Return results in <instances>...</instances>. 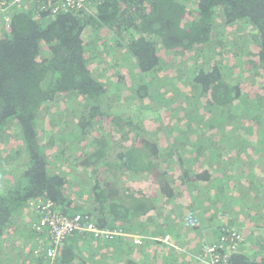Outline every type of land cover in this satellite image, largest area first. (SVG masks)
<instances>
[{
  "label": "trees",
  "instance_id": "obj_1",
  "mask_svg": "<svg viewBox=\"0 0 264 264\" xmlns=\"http://www.w3.org/2000/svg\"><path fill=\"white\" fill-rule=\"evenodd\" d=\"M46 8L25 0L0 32V264H49V239L33 229L37 199L126 234L111 243L76 234L53 264L91 258L93 243L119 245L121 264H195L187 254L207 247L224 264H264V154L244 155L249 143L239 135L264 141V0ZM123 100L163 109L174 124L149 132L111 111ZM129 182L131 191L117 194ZM176 225L191 234L181 237ZM194 232L210 242L198 246Z\"/></svg>",
  "mask_w": 264,
  "mask_h": 264
},
{
  "label": "built area",
  "instance_id": "obj_2",
  "mask_svg": "<svg viewBox=\"0 0 264 264\" xmlns=\"http://www.w3.org/2000/svg\"><path fill=\"white\" fill-rule=\"evenodd\" d=\"M24 2L25 0H0V19L4 24L8 22L7 14L23 6ZM85 4L86 0H46V9L52 15H56L62 12L66 13L69 11L81 10L84 8ZM29 206L33 212H38L40 214L34 226L37 231L40 232V235H42L41 240L49 239V244H51L50 247L43 249L49 264H53L58 246L64 242L65 238L74 230L88 232L94 238H103L106 242L113 241L117 237H126V234L122 230L102 231L100 228H97L91 220H86L84 223L78 216L73 219L55 216L53 204L49 201L37 199L32 201ZM188 222L193 224L192 218H188ZM238 240H241L239 236H233L231 240L232 248L237 246ZM136 242L141 244L140 240ZM204 251L207 255L196 258L200 264H224L215 253L214 247H207Z\"/></svg>",
  "mask_w": 264,
  "mask_h": 264
},
{
  "label": "rangeland",
  "instance_id": "obj_3",
  "mask_svg": "<svg viewBox=\"0 0 264 264\" xmlns=\"http://www.w3.org/2000/svg\"><path fill=\"white\" fill-rule=\"evenodd\" d=\"M1 18V17H0ZM4 28H5V25H4V23H3V21L0 19V32H2L3 30H4ZM87 35H88V33H84V37H87ZM190 60V58H189V56L187 55L186 56V62L188 63V61ZM95 65H93V67H94ZM173 95H174V92H173ZM117 98V97H116ZM66 101V97H63L62 98V101H61V103L62 102H65ZM58 109L56 108V107H54V108H51V110H49L50 111V113L52 114V113H54V114H56V111H57ZM111 111L112 112H114L115 114H120V115H128V116H130V117H135V118H137V119H139V120H141V121H143V123H144V127H145V129L147 130V131H149V132H151V131H153L154 132V127H156L157 125H162L164 128H166V126L167 125H172V124H174V122H173V119H170L169 118V116H168V114H165V112H164V110L163 109H160V110H154V108L152 107V108H150V109H145V108H139V106L137 105V103H135V102H133V101H131V100H123V101H113L112 103H111ZM203 113H205V111L204 110H202V113L200 112V114H203ZM50 114V115H51ZM50 115H44V118H46V120L48 121V122H50L51 124H53L55 127H56V119L55 118H53V122H51L50 121ZM158 115H161L162 116V122H158L157 121V116ZM203 117H209V116H207V114H203L202 115V118ZM63 127V126H62ZM61 127V128H62ZM172 126H170L169 128H171ZM61 128H60V130H61ZM65 130L66 129H63L60 133H61V135L65 132ZM217 135H219V134H217ZM240 136H242V137H244L247 141H248V143H249V146H248V148L245 150V152L243 153L244 155H249L250 157H252V154H251V149H257V148H260V149H262L263 150V154H264V141L263 140H260V138H258V137H255L254 135H252V134H250V133H248V134H243V133H241V134H239ZM259 136H260V134H259ZM225 145H229L226 141H225ZM238 147H242V142H241V140H238V145H237V148ZM230 152H233V151H230ZM247 153H249V154H247ZM227 157H229V156H227ZM231 158V157H230ZM245 158H248V157H245ZM71 164L72 165H74V163L71 161ZM246 165V163H244L242 166H241V168L242 167H244ZM262 165H263V167H264V163H262ZM68 166V170H69V167H70V164L68 163L67 165H65V166H63V167H61V169L62 170H64V171H66L67 172V169H66V167ZM172 173V175H175V177L177 178V176L179 175L177 172H175V171H172L171 172ZM133 183H128V184H125L127 187H125V185H124V187L122 186V185H120V186H116V188H117V194H121V195H123V196H125V194H127L126 192L129 190V191H131V185H132ZM124 189H127L125 192H123L124 191ZM125 202H126V200H125ZM162 203H163V201H162ZM26 216V215H25ZM20 219H21V222H25V221H28V222H31L30 221V219L31 218H29L28 216H26V218L22 215V218L20 217ZM33 219V218H32ZM180 222H183L182 221V219L180 218ZM19 225V224H18ZM202 226V225H201ZM175 230L179 233V235H181V237H182V235H184V234H186V233H189L187 230H183L179 225H176L175 227ZM186 229H188L187 227H185ZM188 230H190V229H188ZM191 231V230H190ZM192 232V231H191ZM189 234H191V233H189ZM203 233H197V232H194L193 234H192V239L193 240H195L196 242H199L198 243V246L200 245V247H201V245L202 244H205V243H209L210 241H208V240H201V235H202ZM211 235H214V233H210ZM83 236H90V237H92V235L91 234H86V235H83ZM94 238V237H93ZM119 239H121V237H118ZM135 245H140L139 243H137L136 241H139L140 240V242H142V240L140 239V237L139 236H134L133 238H129ZM113 241H115V240H113ZM113 241H109V243H111V242H113ZM164 241H166V240H164ZM166 242H168V243H170V245L173 247V248H180V246H179V244H177V243H172V242H169L168 240L166 241ZM6 243H8V241H7V239H6ZM31 246H32V244L31 245H29V247H28V249L29 248H31ZM116 247H117V249H114L113 251L114 252H112V254H113V256L110 254H108L106 251L104 252V251H102V252H104V260L107 262V264H110V262H113V261H115V264H120V262H119V260H120V258H121V251H120V248L121 247H119V245H116ZM10 249V245L9 244H7L6 245V250L8 251ZM88 250H90L91 251V253H93L94 251L92 250V248H91V246L89 247V249ZM184 250V249H183ZM190 251H193V252H189L187 255H188V257H187V260H192L193 262H195V264H200L198 261H197V259L196 258H201L202 256H203V253H201V252H199V251H197V250H195V249H193V250H190ZM194 253H200V256H196V255H194ZM193 257H195V259L196 260H193L194 258ZM186 258V257H185ZM104 261V262H105ZM110 261V262H109ZM104 262H102V263H104Z\"/></svg>",
  "mask_w": 264,
  "mask_h": 264
},
{
  "label": "crops",
  "instance_id": "obj_4",
  "mask_svg": "<svg viewBox=\"0 0 264 264\" xmlns=\"http://www.w3.org/2000/svg\"><path fill=\"white\" fill-rule=\"evenodd\" d=\"M95 245H96V243H93L91 245L92 250L96 252V253H94V252L91 253V258L87 257L84 254L81 257L80 261L79 260L78 261L74 260L73 262H69L68 264H107V262L104 259L97 260L96 256H97L98 253H104L105 251L110 255L111 254V250L113 251V248L111 246H107L105 243H102V248H100V250L97 251V250H94ZM102 251H104V252H102ZM102 262H104V263H102ZM119 262H120V260H119ZM110 264H115V261L110 262Z\"/></svg>",
  "mask_w": 264,
  "mask_h": 264
},
{
  "label": "bare ground",
  "instance_id": "obj_5",
  "mask_svg": "<svg viewBox=\"0 0 264 264\" xmlns=\"http://www.w3.org/2000/svg\"><path fill=\"white\" fill-rule=\"evenodd\" d=\"M53 211H54V215L55 216H59V217H64V218H68V219H73V218H75V217H80V220L82 221V222H86V220H82V219H84V218H82L81 217V215H79V214H77V215H74V216H71V217H67V216H64V215H62L61 213H59L58 211H55L54 209H53ZM95 225V224H94ZM33 229H34V231H35V233L36 234H38V235H40V232H38L37 231V229H36V227L33 225ZM81 235V236H83V235H86V234H90V233H88V232H81V231H78V230H74L72 233H70L66 238H65V240L64 241H67V239L68 238H70V237H72V236H74V235ZM93 237V236H92ZM64 242H62L61 244H63ZM60 244V245H61Z\"/></svg>",
  "mask_w": 264,
  "mask_h": 264
},
{
  "label": "clouds",
  "instance_id": "obj_6",
  "mask_svg": "<svg viewBox=\"0 0 264 264\" xmlns=\"http://www.w3.org/2000/svg\"><path fill=\"white\" fill-rule=\"evenodd\" d=\"M122 238H124V237H122Z\"/></svg>",
  "mask_w": 264,
  "mask_h": 264
}]
</instances>
